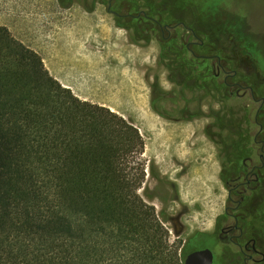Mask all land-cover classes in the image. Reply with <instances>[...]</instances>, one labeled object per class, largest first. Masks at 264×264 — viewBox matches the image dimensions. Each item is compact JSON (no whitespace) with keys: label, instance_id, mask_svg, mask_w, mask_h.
<instances>
[{"label":"trees","instance_id":"obj_1","mask_svg":"<svg viewBox=\"0 0 264 264\" xmlns=\"http://www.w3.org/2000/svg\"><path fill=\"white\" fill-rule=\"evenodd\" d=\"M144 150L127 119L0 35V264H185L140 193L144 168L129 172Z\"/></svg>","mask_w":264,"mask_h":264},{"label":"rangeland","instance_id":"obj_2","mask_svg":"<svg viewBox=\"0 0 264 264\" xmlns=\"http://www.w3.org/2000/svg\"><path fill=\"white\" fill-rule=\"evenodd\" d=\"M262 11L238 9L243 29L264 30ZM126 33L101 5L91 14L79 5L63 9L58 0H0V35L35 50L49 73L77 97L110 108L140 130L145 150L137 154L129 172L135 173L138 163L144 168L140 193L164 220L169 243L181 251L187 235L178 236L174 219L180 215L178 222L185 224L184 218L187 231L195 226L212 228L227 196L217 145L203 131L211 120L175 122L158 114L152 105L155 76H160V92L170 95L157 105L170 113L176 109L172 90L177 87L168 80L169 71L158 66L157 40L134 43ZM228 53L238 58L244 75L264 84L261 55L247 33L238 45L236 38L228 37Z\"/></svg>","mask_w":264,"mask_h":264},{"label":"flooded vegetation","instance_id":"obj_3","mask_svg":"<svg viewBox=\"0 0 264 264\" xmlns=\"http://www.w3.org/2000/svg\"><path fill=\"white\" fill-rule=\"evenodd\" d=\"M58 3L66 10L79 5L91 14L101 5L132 42L150 44L156 39L161 49L158 66L169 71L168 80L177 89L172 90L175 111L159 107L158 102L170 95L160 92L157 74L153 108L175 122L211 120L203 131L217 145L220 179L227 196L212 228L195 226L187 231L184 218L185 224L178 222L180 217L174 219L178 236L187 235L181 248L185 264L200 252L205 254L194 256L192 264H264V84L244 75L238 58L228 53V37L236 38L238 45L247 33L259 49L264 69V30H244L241 17L229 19L227 15L241 7L264 13V0H215L207 7L197 6L194 0ZM233 26L236 29L229 32Z\"/></svg>","mask_w":264,"mask_h":264},{"label":"water","instance_id":"obj_4","mask_svg":"<svg viewBox=\"0 0 264 264\" xmlns=\"http://www.w3.org/2000/svg\"><path fill=\"white\" fill-rule=\"evenodd\" d=\"M179 217H180V215L177 216L178 219H179ZM167 220H173V218L168 215ZM204 254H205V252H200V253H197V254L189 257V259H187V261H186V264H192V260H193L194 256L200 257V256H203Z\"/></svg>","mask_w":264,"mask_h":264},{"label":"bare ground","instance_id":"obj_5","mask_svg":"<svg viewBox=\"0 0 264 264\" xmlns=\"http://www.w3.org/2000/svg\"><path fill=\"white\" fill-rule=\"evenodd\" d=\"M127 34V33H126ZM98 38V37H97ZM96 40V39H95ZM98 41H100V40H98ZM96 43V42H95Z\"/></svg>","mask_w":264,"mask_h":264}]
</instances>
